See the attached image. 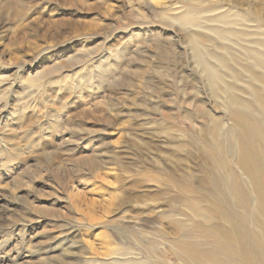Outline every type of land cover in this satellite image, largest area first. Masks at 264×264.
<instances>
[{"label":"rangeland","instance_id":"1","mask_svg":"<svg viewBox=\"0 0 264 264\" xmlns=\"http://www.w3.org/2000/svg\"><path fill=\"white\" fill-rule=\"evenodd\" d=\"M259 54L264 0H0V264H184Z\"/></svg>","mask_w":264,"mask_h":264},{"label":"bare ground","instance_id":"2","mask_svg":"<svg viewBox=\"0 0 264 264\" xmlns=\"http://www.w3.org/2000/svg\"><path fill=\"white\" fill-rule=\"evenodd\" d=\"M258 57L255 64L264 70V55ZM208 76L216 83L214 72ZM252 95L250 101L228 95L231 144L220 135L219 122L213 119L209 123L206 151L213 170L208 179L200 181V195L193 196L197 203L188 204L193 216L203 222L194 223L187 234H199L203 240L180 244L184 264H264V89H252ZM225 154L238 159L246 186L244 178L223 160ZM251 225L258 233L250 229Z\"/></svg>","mask_w":264,"mask_h":264}]
</instances>
